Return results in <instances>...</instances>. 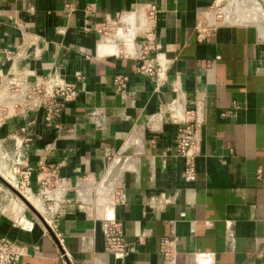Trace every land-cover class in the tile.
I'll list each match as a JSON object with an SVG mask.
<instances>
[{"label": "crops", "instance_id": "obj_1", "mask_svg": "<svg viewBox=\"0 0 264 264\" xmlns=\"http://www.w3.org/2000/svg\"><path fill=\"white\" fill-rule=\"evenodd\" d=\"M220 2L0 0V236L15 264H264V31L214 21ZM106 22L128 33L119 29L120 45L96 31ZM147 32L168 67L163 86L127 54ZM118 75L129 76L124 93ZM47 79L76 87L53 124L26 102ZM187 111L200 121L191 183L175 150ZM27 168L24 196L46 224L2 180ZM109 220L124 233L123 258L106 251Z\"/></svg>", "mask_w": 264, "mask_h": 264}, {"label": "built area", "instance_id": "obj_2", "mask_svg": "<svg viewBox=\"0 0 264 264\" xmlns=\"http://www.w3.org/2000/svg\"><path fill=\"white\" fill-rule=\"evenodd\" d=\"M156 8L152 6L146 13L147 18L152 21L155 18ZM114 27L110 23H102L96 26V31L103 35L109 36ZM124 32V31H123ZM129 32V31H128ZM127 33V32H124ZM139 50H134L135 40L129 43L128 55L138 54L141 61V66L138 71L145 73L157 79L158 85L163 86L167 82L168 67L159 56L156 54L152 56V52L159 50L157 46H153V39L150 33L147 32ZM129 76L118 75L114 78V86L120 91L125 92ZM26 90V102L30 103V108L44 109L46 112V121L53 124L54 121L62 114L66 104L71 101L76 93V87L73 84L63 85L53 80H43L37 82L34 86L28 87ZM175 104L171 106V112L175 111ZM180 128L178 134V141L176 144V153L185 161V168L183 178L186 182H194L197 176L196 169V150L198 148L197 131L200 121L193 111H187L184 117L178 119ZM32 169L27 168L21 172V178L15 182V188L21 193L26 190L31 183ZM104 235L106 243V251L114 254L120 258L125 257L128 252L127 242L119 224L109 220L104 225ZM177 239L173 236L164 238L161 241V251L168 259L173 257V248L175 247ZM19 254L16 251L13 243L0 236V264H15Z\"/></svg>", "mask_w": 264, "mask_h": 264}, {"label": "rangeland", "instance_id": "obj_3", "mask_svg": "<svg viewBox=\"0 0 264 264\" xmlns=\"http://www.w3.org/2000/svg\"><path fill=\"white\" fill-rule=\"evenodd\" d=\"M261 1L264 4V0ZM212 14V19L218 23L233 22L255 24L260 27L262 31H264V14L261 11L260 6L257 4V0H221V2L218 3L217 6L213 9ZM119 29L120 25L118 27V30L116 29L112 31L109 36H106L109 39L115 40L118 45H120ZM115 161L116 160H114L112 165H114ZM102 184L103 182H100L98 184L97 190L99 189V187H101ZM111 191H109L108 194L104 197L105 201L109 200Z\"/></svg>", "mask_w": 264, "mask_h": 264}, {"label": "water", "instance_id": "obj_4", "mask_svg": "<svg viewBox=\"0 0 264 264\" xmlns=\"http://www.w3.org/2000/svg\"><path fill=\"white\" fill-rule=\"evenodd\" d=\"M123 154H125L127 159L125 160L123 167L119 170V172L116 174V176L111 181L106 180L108 172L111 169V167H110L107 174L105 175V177L101 181V182H103V184L101 185V187H99V189L96 192V196H95V201L97 204L105 201L104 197L108 194L109 191H111L113 189V187L117 181L118 176L120 175L121 171L124 169V166L127 163L128 158L133 154V152H129V150L126 149L115 160L117 161L119 159V157H121ZM2 180L5 182L7 187L11 191H13L17 195V197L27 206V208H29L44 224L47 223L46 220L44 219V217L40 214V212L32 205V203L21 192H19L14 186H12L10 183H8L5 179H2Z\"/></svg>", "mask_w": 264, "mask_h": 264}, {"label": "bare ground", "instance_id": "obj_5", "mask_svg": "<svg viewBox=\"0 0 264 264\" xmlns=\"http://www.w3.org/2000/svg\"><path fill=\"white\" fill-rule=\"evenodd\" d=\"M257 4L260 6V9H261V11L263 12V14H264V4H263V2L261 1V0H257ZM264 18V17H263ZM120 31L122 32V34H125V36H126V34H128V33H124L123 32V28H121L120 29ZM123 36V35H122ZM127 39H129V37H126ZM126 39V40H127ZM122 160V159H121ZM121 162L122 161H120V162H118L114 167H113V169L111 170V172H110V174L108 175V177H107V181H111L115 176H116V174L119 172V170H120V168H121ZM8 181V180H7ZM10 181H8V183H9ZM12 186H15V182L12 184ZM23 195L25 194V193H22Z\"/></svg>", "mask_w": 264, "mask_h": 264}]
</instances>
